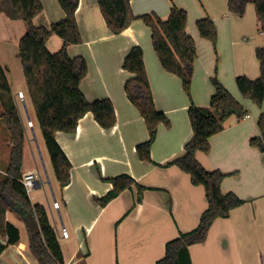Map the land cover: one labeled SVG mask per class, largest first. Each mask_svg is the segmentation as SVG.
I'll return each instance as SVG.
<instances>
[{"label":"crops","instance_id":"0c3cea01","mask_svg":"<svg viewBox=\"0 0 264 264\" xmlns=\"http://www.w3.org/2000/svg\"><path fill=\"white\" fill-rule=\"evenodd\" d=\"M251 1L245 14L238 16L229 11V0H131V9L137 18L156 14L166 21L173 5L187 11L186 30L197 48L191 98L185 93L182 80L162 67L152 44L151 29L143 20H134L116 35L108 29L98 0L79 1L76 19L82 43L69 45L67 52L71 58L86 60L88 73L80 84L81 91L89 102L110 99L116 112V125L104 129L92 113H87L78 122L76 132H57L56 140L72 164L70 184L62 189L49 153V164L44 162L42 168L38 165L32 139L22 119L26 131L22 172L37 176L36 186L28 195L34 204L44 206L58 236L64 264H156L164 258L169 241L198 227L201 215L208 208L205 189L194 185L190 175L178 166L167 164L183 155L185 145L193 136L188 116L191 104L210 106L216 92L214 77L249 115L243 120L230 117L223 131L209 139L210 152H198L196 157L205 169L227 174L221 184L222 192L234 193L245 203L228 218H218L204 243L189 246L191 263L264 264V153L251 145V140L260 136L257 122L264 112V103L258 107L243 98L236 85L238 76L251 80L261 76L256 49L264 47V34L259 31ZM41 2L44 10L34 18L35 26L50 28L66 18L58 0ZM205 17L212 19L217 27L216 45L203 39L197 29V21ZM26 32L25 22L0 14V64L12 93L14 83L9 74L19 70L14 61L20 59L19 42ZM63 46L64 41L57 35L47 42L51 53L59 52ZM135 46L143 49L155 106L170 121L169 127L158 126L151 147L152 162L137 156V145L148 141L150 136L144 119L124 90L131 74L123 69V61ZM25 89L28 92L26 80ZM34 139L37 142V136ZM3 143V146L0 144V172H6L11 151L10 140ZM28 154L33 161L27 165ZM123 174L147 188L142 200L137 202L138 190L134 186L106 206L98 203L113 189L109 180ZM47 184L53 205L47 196ZM55 203L59 209L54 207ZM57 216L67 237L59 233ZM10 221L20 230L21 220ZM22 238L20 231V242L4 250L0 264H4L7 256V260H13L16 253L33 257L29 238L26 241ZM34 258L33 264H37Z\"/></svg>","mask_w":264,"mask_h":264},{"label":"trees","instance_id":"16d2710c","mask_svg":"<svg viewBox=\"0 0 264 264\" xmlns=\"http://www.w3.org/2000/svg\"><path fill=\"white\" fill-rule=\"evenodd\" d=\"M58 1L66 13V18L52 24L50 28L37 27L33 22L44 10L41 0H0V14L14 21H23L27 25V32L19 42L20 60L53 170L63 189L70 184L72 164L56 140L57 132H76L78 122L87 113H92L102 128L111 129L116 125V112L110 99L89 102L81 91L80 84L88 73V64L83 57L71 58L67 52L69 45L82 43L76 19L80 0ZM130 2L131 0H98L108 29L117 35L130 27L134 20H143L151 29L152 44L162 67L182 80L184 91L191 98L197 48L194 38L186 30L187 11L173 5L166 21L156 14H145L137 18L132 12ZM251 2L256 9L259 31L264 34V0ZM248 3L249 0H229L228 9L235 15L243 16ZM196 26L203 39L216 45L218 30L212 19L202 18L197 21ZM53 35L64 41L63 48L57 53H51L47 48V42ZM256 57L260 62L261 76L255 80L238 76L236 85L243 98L262 107L264 47L256 49ZM123 69L131 74L124 85L125 93L144 119L150 136L148 141L137 145L136 153L140 160L152 162L151 147L156 139L158 126L164 124L169 127L170 121L155 106L144 63V52L140 46L133 47L125 56ZM212 83L216 92L210 106L199 107L192 103L188 109L193 136L185 145L183 155L167 164L178 166L190 175L194 185L204 187L208 208L201 215L196 229L182 232L166 244V254L156 264H192L189 246L204 243L218 218H228L234 209L245 203L234 193L222 192L221 184L227 174L219 170L205 169L196 157L198 152H210L209 139L223 131L224 124L230 117L243 120L249 115L248 110L216 77L212 78ZM0 95L3 107L0 120L3 119L11 142L9 164L5 176L0 178V255L8 246L20 242L19 228L7 217L11 212L25 224L29 249L39 264H64L58 236L49 222L44 206L31 201L21 182L26 131L1 64ZM257 124L260 136L253 138L251 145L264 153V112L259 116ZM109 181L113 189L98 200L102 206L134 186L138 190L137 202H140L142 194L147 190L127 174Z\"/></svg>","mask_w":264,"mask_h":264},{"label":"rangeland","instance_id":"374dc122","mask_svg":"<svg viewBox=\"0 0 264 264\" xmlns=\"http://www.w3.org/2000/svg\"><path fill=\"white\" fill-rule=\"evenodd\" d=\"M14 64H17V67L15 66V68H18L19 70L16 71V69H15L13 74H9V78L14 83V89H13L12 97L14 98L13 94L17 93V95H15V97L18 101L17 102L18 105L17 104L16 105L19 106L18 110H19L21 119H23V121L25 122V125L28 128L29 136L32 139L31 146L33 148V152L35 151L36 158L38 160V165L42 168L44 162H45V164L46 163L49 164L46 144H45V141L43 139V136H42V133L40 130L39 123L37 121V117H36L31 99L29 98L30 97L29 93L25 89V77H24V73H23L21 60L15 59ZM20 90H22L23 93L18 92ZM14 101H15V98H14ZM2 112H3V107H2V104L0 101V113H2ZM30 121L32 122V126H30V124H29ZM36 136H37V142L34 139V138H36ZM4 140H10V138H9L8 131L6 130V128L4 126L3 119H1L0 120V144L2 146L4 145V143H3ZM31 154L33 155L32 152H31ZM29 161L32 162L33 159H32V156L28 154L27 155V163H26L27 165L29 164ZM3 176H5V172H0V178ZM40 192H41V194H44L43 190H41ZM46 192H47V196H48L49 200L51 201V203L53 205L52 192H51L49 184L46 185ZM55 204H54V207L56 209H58L59 207L57 208V206ZM7 217L9 220H20L15 214H13L11 212L8 213ZM56 222H57V227H58L59 233L63 234L64 229L62 228L61 221H60L58 216L56 218ZM21 225H20L21 226L20 231H21V234L23 236L22 239H24L26 241V239L28 238V233H27V230L25 229L24 224L22 222H21ZM10 251H11V253L14 252L13 249ZM25 255H26L25 257L24 256L22 257V255H20L19 253H16L15 254L16 257L13 260H7V259H9V257L7 256V259L4 260L3 262H4V264H31V263L33 264V257H34L33 254H32L33 257H31L27 254H25Z\"/></svg>","mask_w":264,"mask_h":264},{"label":"built area","instance_id":"2783aa9c","mask_svg":"<svg viewBox=\"0 0 264 264\" xmlns=\"http://www.w3.org/2000/svg\"><path fill=\"white\" fill-rule=\"evenodd\" d=\"M30 126H32V122L30 121ZM36 180H37V176L35 174H33L32 172H29L28 174L23 175L21 182L24 185V187L26 188L27 192H31L34 190L35 186H36ZM57 206V208L59 207V205L56 203L55 204ZM59 209V208H58ZM64 237H67V231L64 229L63 230V234Z\"/></svg>","mask_w":264,"mask_h":264}]
</instances>
